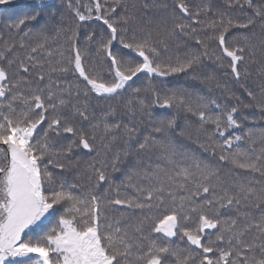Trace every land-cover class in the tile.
<instances>
[{
	"label": "snow or ice",
	"instance_id": "6c2138e0",
	"mask_svg": "<svg viewBox=\"0 0 264 264\" xmlns=\"http://www.w3.org/2000/svg\"><path fill=\"white\" fill-rule=\"evenodd\" d=\"M226 6L243 22L209 0H94L85 12L68 0L73 24L45 0H0V264H264V131H231L242 108L264 119V0ZM93 18L105 26L85 37L94 56L78 46ZM180 75L237 103L171 86Z\"/></svg>",
	"mask_w": 264,
	"mask_h": 264
},
{
	"label": "trees",
	"instance_id": "16d2710c",
	"mask_svg": "<svg viewBox=\"0 0 264 264\" xmlns=\"http://www.w3.org/2000/svg\"><path fill=\"white\" fill-rule=\"evenodd\" d=\"M73 7H79L81 12H85V5H89L94 3V0H79V4L77 3V0H71ZM103 2V0H101ZM169 3H171V0H168ZM190 7L193 9L200 5L202 0H188ZM213 12H215L217 9L219 10H226L230 16H232L234 19L239 18L243 22V17L240 15V12L238 9H228L226 6V0H209ZM45 3L49 4L50 7L46 10V12L51 15H55V20L59 21V18L61 15L65 17L64 23L65 24H73V23H79L78 21L74 20V11L73 9H69L67 7L68 0H45ZM261 3V0H256V4L259 5ZM118 11H120L118 9ZM249 15L252 14L251 9L246 10ZM93 17H95V13H93ZM209 18H214L210 16ZM9 22V14H3L0 13V29H2L3 24ZM105 26L102 24L101 21L93 20L84 22V27H81L79 29V40H78V46L81 48H84L86 46L89 47L90 55L94 56L95 55V45H88V42L86 40V35L92 32L98 33V34H103V29ZM3 31L7 32L6 29H3ZM234 32H244L246 30L244 29H233ZM258 32L259 30L256 29ZM55 33L53 32V35ZM7 35H5V39H7ZM37 37H32L31 38V43L35 44L37 41ZM64 43V38L63 36L57 37L55 40L50 42V46L52 49H56L59 47V45ZM194 44V41L192 42ZM215 71L218 77H221L223 80H226L228 82V87L232 89L233 92L236 93L237 96L240 97L241 100H243L245 103L248 102V97L244 90L237 84L232 83L230 77H225L224 76V71L225 69H220L216 68L214 65H209V68L207 71ZM250 71L252 72V76L249 78V80L246 82L247 86L256 89L259 84V80L257 77L256 73V68L255 66H252L250 68ZM71 79V77H69ZM170 85L174 87H188V88H197L200 90V92L205 95V96H210L211 98H214L217 100L218 103L220 104H225L227 103L229 106H232L237 103V101L234 98H230L226 93H224L223 89H215L213 88L211 91H209V88L205 84H201L199 81L193 80L189 76H184L180 75L177 77H170L168 78ZM145 83L143 77L140 80H137L136 83L133 85V87H138V86H143ZM115 103V102H113ZM107 104L105 102H100L99 106L96 109V115L97 117L100 116L102 111L106 110ZM156 113L169 116V115H175V110L174 109H160L156 108L154 110ZM241 114L242 117L246 116L248 117L247 119H242V128L241 129H233L231 130L232 133L234 134H239V135H244L248 129H253L255 132H260L264 131V119L261 118V113L258 109L256 108H242L241 109ZM184 114H181L183 116ZM196 117H191L192 121H196ZM182 122V121H181ZM150 128H142V132L144 135H147L148 132L150 131ZM180 142L186 147L187 150L194 152L196 155H198L201 159L218 163V155H213L211 152H205L202 148L199 147V145L195 142V139L189 140L187 138H181ZM251 145V141L245 140L241 142V148L247 149ZM94 155V153L92 154ZM84 160H90L91 156H85L83 157ZM114 177H116V183L119 184L123 179L124 176L121 173H114ZM258 178V176H257ZM108 188L107 184H104L101 186V191H104L105 189ZM123 191V188L121 189ZM131 191V190H129ZM112 195H115L113 192ZM55 225V220H53L52 226ZM175 243L180 244L183 246V242H181L178 238H173Z\"/></svg>",
	"mask_w": 264,
	"mask_h": 264
}]
</instances>
